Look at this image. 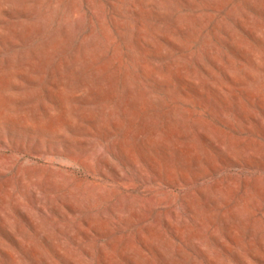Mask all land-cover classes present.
Returning <instances> with one entry per match:
<instances>
[{
  "label": "rangeland",
  "instance_id": "obj_1",
  "mask_svg": "<svg viewBox=\"0 0 264 264\" xmlns=\"http://www.w3.org/2000/svg\"><path fill=\"white\" fill-rule=\"evenodd\" d=\"M0 264H264V0H0Z\"/></svg>",
  "mask_w": 264,
  "mask_h": 264
}]
</instances>
